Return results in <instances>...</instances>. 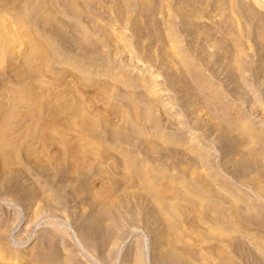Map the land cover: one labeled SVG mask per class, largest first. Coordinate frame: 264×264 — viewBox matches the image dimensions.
Returning <instances> with one entry per match:
<instances>
[{
	"label": "rangeland",
	"instance_id": "374dc122",
	"mask_svg": "<svg viewBox=\"0 0 264 264\" xmlns=\"http://www.w3.org/2000/svg\"><path fill=\"white\" fill-rule=\"evenodd\" d=\"M127 260L264 264V0H0V264Z\"/></svg>",
	"mask_w": 264,
	"mask_h": 264
},
{
	"label": "bare ground",
	"instance_id": "6f19581e",
	"mask_svg": "<svg viewBox=\"0 0 264 264\" xmlns=\"http://www.w3.org/2000/svg\"><path fill=\"white\" fill-rule=\"evenodd\" d=\"M38 246V244H36ZM44 247V246H43ZM170 248V247H169ZM32 252L31 255L33 256V260H37L38 259H42L40 257H42L43 255V248L42 246H38L35 248V245L31 248ZM34 250V252H33ZM44 251H45V247H44ZM175 251V250H174ZM33 253V254H32ZM173 253V252H172ZM176 253V252H175ZM29 254V253H28ZM25 255H27L26 252V248H21L20 250L17 251V254H15V257L13 258V260L17 263L22 257H24ZM167 255V254H166ZM44 256V255H43ZM174 256V255H173ZM35 257V258H34ZM30 260V259H29ZM170 260V259H169ZM20 262V261H19ZM34 262V261H33ZM36 263V262H35ZM40 263V262H39ZM122 264H135V262H130L129 260L125 261Z\"/></svg>",
	"mask_w": 264,
	"mask_h": 264
}]
</instances>
